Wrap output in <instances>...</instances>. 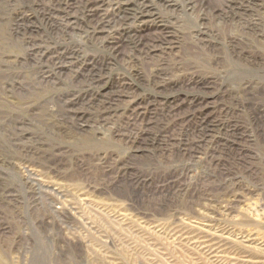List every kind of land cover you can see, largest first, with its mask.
Returning <instances> with one entry per match:
<instances>
[{
  "label": "rangeland",
  "instance_id": "374dc122",
  "mask_svg": "<svg viewBox=\"0 0 264 264\" xmlns=\"http://www.w3.org/2000/svg\"><path fill=\"white\" fill-rule=\"evenodd\" d=\"M94 2L0 0V264H264V0Z\"/></svg>",
  "mask_w": 264,
  "mask_h": 264
},
{
  "label": "bare ground",
  "instance_id": "6f19581e",
  "mask_svg": "<svg viewBox=\"0 0 264 264\" xmlns=\"http://www.w3.org/2000/svg\"><path fill=\"white\" fill-rule=\"evenodd\" d=\"M94 1H95L94 5L90 6V8L92 7L93 12L95 14V17L98 20V23H95V24H97L96 29L100 30L99 33H103V32H105V29L110 28V26L112 24L116 23V19L118 18L117 17L118 10H117V8H110L111 6H109V4H110L109 0H94ZM122 1L123 0H121V2ZM166 1L167 0H159V2H162L165 4L167 3ZM141 2H142L141 14H143L142 18H144V16H147V15H148V17L153 18L154 12L152 10L153 8L151 6V3L154 5L155 1L153 2V0H141ZM122 3H121V5H122ZM158 6H159V4H158ZM117 46H118V44L115 45V47H117Z\"/></svg>",
  "mask_w": 264,
  "mask_h": 264
}]
</instances>
